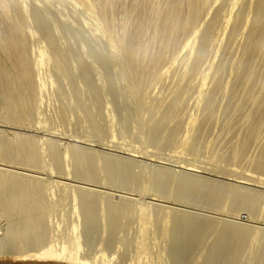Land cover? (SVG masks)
I'll use <instances>...</instances> for the list:
<instances>
[{
  "label": "bare ground",
  "instance_id": "obj_1",
  "mask_svg": "<svg viewBox=\"0 0 264 264\" xmlns=\"http://www.w3.org/2000/svg\"><path fill=\"white\" fill-rule=\"evenodd\" d=\"M60 1L72 7L70 14L74 12L79 22H74L73 13L69 19V9L67 16L60 2L56 5L65 13L60 16L66 18L62 22L40 0H0V215L6 217L0 228V257H9L10 264H249V259L264 264V226L258 225L264 222V0ZM63 21L72 24L65 28L80 48L63 47ZM88 37L95 43L87 42ZM98 39L103 46L96 49ZM97 63L105 69L112 64L117 71L106 69L120 78L123 87L118 94L128 106L125 115L130 112L134 131H140L137 147H132L134 142L129 145L130 140H124L128 135L121 131L120 139L131 148L115 147L128 156L81 146V137L71 139L76 135L71 137L70 130V141L64 142L52 137L54 127L50 132L47 128L45 107L52 95L45 92L54 83L56 87V81V90L68 96V104H61L65 112L79 110L75 117L83 126V120L91 124L95 134L103 130L99 120L109 124L113 104L104 98L107 94L105 99L113 100L107 99L109 89L101 98L94 70L102 73L104 66ZM97 78L101 80L100 74ZM90 96L99 100V107L104 102L111 107V113L107 104L104 110L108 118L97 117L105 105L97 110L99 104L96 108L94 101L92 107ZM188 108L192 112L187 117L183 113ZM65 112L57 113L61 120ZM108 126L112 130L113 125ZM212 126L217 131L209 138ZM37 129L52 136L40 135ZM113 133L114 129L110 142L118 137ZM161 143L175 145L159 154L156 146ZM169 162L182 170L163 164ZM45 170L132 189L139 197L69 187L51 173L43 180L38 174ZM199 170L228 180L196 174ZM148 194L155 197L150 196L152 200L173 199L218 216L144 201ZM67 198L74 201L69 203L74 204L72 221L70 214L63 218ZM65 203L63 214H56L65 222L61 217L54 221L56 207ZM242 211L249 223L238 220ZM219 214H230L234 220ZM121 216L138 220L134 236L117 237L119 228L127 230L128 222L122 226ZM98 225L102 236L97 235L100 241L94 237V243ZM254 243L260 245L255 251ZM245 253L249 259L242 261Z\"/></svg>",
  "mask_w": 264,
  "mask_h": 264
},
{
  "label": "rangeland",
  "instance_id": "obj_2",
  "mask_svg": "<svg viewBox=\"0 0 264 264\" xmlns=\"http://www.w3.org/2000/svg\"><path fill=\"white\" fill-rule=\"evenodd\" d=\"M41 2H43L42 3V5H44L45 3H46V5H48L47 7L49 8V10H50V12H52V11H54L55 12V14H54V12L52 13V16L55 18V19H57L58 20V17L60 18L61 17V19H60V21L59 22H62V18H63V16H60V15H63V14H65L64 13V10L65 9H67L65 12H66V14H67V16H68V9H69V19H70V15L72 14L73 16V20H74V22H76V21H78L79 22V20H78V17H77V15L74 13V12H72L71 14H70V11H72V7L70 8L69 6H70V4L68 5V7L69 8H67V4L68 3H66L65 1V5L62 3L63 1H58L57 2V0L56 1H54V0H40ZM60 2V3H59ZM56 3H59V4H63L62 6H63V8H64V6L66 7V8H64V10L62 11V9H61V12H60V8L62 7V6H59V4H58V6L56 5ZM55 8V9H53V8ZM51 9H53V10H51ZM71 9V10H70ZM57 11V12H56ZM63 13V14H62ZM56 15V17L54 16V15ZM59 14V15H58ZM77 18H76V17ZM75 18V19H74ZM64 19H66V18H63V20ZM72 19V18H71ZM70 21H72V20H70ZM64 22V21H63ZM65 25L64 26V28H61V26L62 25ZM67 24V25H66ZM69 25H72L71 23H67L66 21L64 22V23H60V28H61V31L59 32V35H61V38H62V40H61V38L59 39V40H61L63 43L65 42V46L63 45V47L64 48H66L67 50L69 49V47H70V45H72V46H75L76 44L78 45V43H74L75 41H77V40H73L72 39V33H69L67 30V28H69ZM79 26V28H81L80 30L82 31V25H81V27H80V25H78ZM63 27V26H62ZM65 27H67V28H65ZM84 28V27H83ZM83 31H84V33H86V30H84L83 29ZM63 32V33H62ZM68 32V33H67ZM68 35H67V34ZM63 34V35H62ZM69 34H71V38L68 40V36H69ZM82 34H83V32H82ZM67 36V37H66ZM75 38V37H74ZM86 41L87 42H90L91 44H93L92 42H94L95 43V41L94 40H92V39H89V37L88 38H86ZM66 42L68 43V44H66ZM60 43V42H59ZM96 43H97V47L95 46V48L96 49H99V48H101L102 46H103V40L102 39H98L97 41H96ZM102 43V44H101ZM75 44V45H74ZM90 44V47H93L94 45H91ZM67 45V46H66ZM77 45H76V47H77ZM101 46V47H100ZM75 47V48H76ZM78 47H79V45H78ZM80 48V47H79ZM94 48V47H93ZM86 49H88V48H86ZM75 61V60H74ZM110 63V62H109ZM100 64H98L97 63V66L98 67H100L101 69L103 68V66H99ZM102 65V64H101ZM106 66V65H105ZM105 66H104V72H102V73H100L101 71L99 70H97V71H95L94 70V78H95V81H96V83H97V85H98V88H99V91H101L100 93H101V98L102 97H104L105 95H104V92L103 91H107L108 89H109V93H111V97H114L113 95H115V96H119L120 94H118V89L120 88V87H123V84H122V82H121V80H120V78L119 77H116L115 78V76L114 75H116L115 73H114V71L117 73V71L116 70H114V68H113V66H112V64H111V66H109L111 69L113 68V70L110 72V71H108V73H107V71H106V69L108 68V66H107V68L105 69ZM95 67H96V65H95ZM99 68V69H100ZM51 69V68H50ZM98 69V68H97ZM49 73V72H48ZM98 73V74H97ZM106 75H105V74ZM114 73V74H113ZM100 74V76H101V80H99L100 79V77H98L97 78V75H99ZM101 74H103V76L101 75ZM108 74H109V76H108ZM118 74V73H117ZM48 77H49V75H47ZM104 76H106V77H104ZM117 76V75H116ZM104 77V78H103ZM103 78V79H102ZM119 78V79H118ZM97 79H98V81H99V83H98V81H97ZM105 79V80H104ZM103 80V82L105 81V83H101L100 81H102ZM57 83H56V87H55V83H54V85L53 84H51V83H48L49 85H53V87L51 86V88H49V90H48V88L46 87V90H48L49 92L47 93V92H45V94H47V96H49L50 98H51V95H52V98L49 100H47V99H45V100H47V103L49 104L48 106H50V108L48 109L47 107L48 106H46L47 105V103H45L46 105H44V106H46L45 108H46V110L47 111H45V116H46V118H47V121H48V129H49V132H50V130L52 131V128L54 127L55 129H53V132H51L52 133V135H50V133H48V132H43L42 130L43 129H37V130H39V132H38V134H40V135H42V134H44V136L46 135V136H52L53 138L54 137H56V139H62L64 142L65 141H70L69 139H70V136H69V133L70 132H73V133H71V137L73 136V135H76V136H74L73 138H71V139H75L76 137H78V136H80L81 138H80V142H78L77 144H79V145H81V146H84V147H86V146H88V147H91L92 149H95V150H97V151H102V152H106V151H108L109 153H111V154H118V155H120V156H128L127 154H125L124 152H121V151H123V149H121V151L119 150V147H117V146H119V145H123L122 147H124L125 146V142H123L124 140L126 141L127 140V138H128V141H129V145H131L133 142H134V144H132V147H137V146H140L141 145V140L139 139L140 137L137 135L138 133L140 134V131H138V133H136L135 131H136V129H135V126H136V123L134 122V118H132V116H131V114H130V112H129V114H126L125 115V112H124V110L125 109H127V104L125 103V99L124 100H122L121 98L123 97V96H119V98L121 99V101H122V103H123V101H124V104H122L121 102H120V104L118 105V104H116L115 105V100H119V98L117 97H115V99L113 98H107V99H109V101L110 100H113V103L111 102H108V100H106L105 98L107 97V94H106V96H105V98H104V100L105 101H107V103L108 104H113V110L115 111H112L108 106V104L107 103H102L104 100H102V99H100L102 102V104L103 105H105V106H103V108L104 109H101L102 111L101 112H103L105 109H106V104H107V108H109V109H106V110H108V112L109 113H111V111H112V113L114 114L113 116H112V118H111V120L113 121V123H110L111 121H110V118H108L107 117V115L109 114L108 112H105L104 111V113L106 114V115H103V113H101V112H98V114L97 115H99V116H97L98 118H101L102 119V117H106V118H108L109 119V124H110V126H112L113 128H112V130H110L109 129V126H108V128L107 129H109V132L108 131H106L107 129H106V127H107V125H109L108 124V120L107 119H102V120H99V122H101V121H103V122H101L100 124H102V126H103V130L102 131H99L97 134H95V133H93V131L91 130L92 128V126H91V124H89L87 121H85V120H83V124L85 125V126H83L82 125V123L80 122L82 119L80 118V117H78L79 115H80V113H79V110L77 111L76 109H74L73 110V108H70V109H72V111H70L69 112V110L68 111H66L65 112V110L63 109V107H64V105L65 104H68V103H66V102H68V101H65V103H64V100H66V98L68 97L66 94V96L64 97L63 95H62V93L61 92H59V89H57L58 90V93H57V90H56V88L58 87V81H56ZM111 82V83H110ZM47 84V85H48ZM48 85V86H49ZM66 85V87H65V91H67V89L69 88L68 87V85L66 84V83H63L62 84V87L63 86H65ZM120 85V86H119ZM55 87V88H54ZM112 88V89H111ZM86 89H88V88H86ZM91 90V89H90ZM90 90L88 89L87 91H88V93H91L90 92ZM87 91H85L84 90V93L85 92H87ZM91 91H93V89L91 90ZM51 93V95H49ZM59 94L60 96L58 97L57 96V94ZM92 93H94V91L92 92ZM103 93V94H102ZM105 93H107V92H105ZM108 93V94H109ZM115 93V94H114ZM90 95V94H89ZM89 95H87V93H85V98H87ZM96 96L95 94H91V96ZM47 96H45V98H47ZM89 97V99L92 101V103L90 104L92 107H96L97 108V106H96V104L98 105V108H97V110H100V108L102 107H99L100 106V103H99V100L98 101H95V100H97V98L96 97H93L94 99H92V97ZM62 97H63V99H62ZM109 97V96H108ZM124 98V97H123ZM61 99V100H60ZM88 100V98L86 99V101ZM48 101H50V102H48ZM61 101L63 102V103H61ZM96 103H95V102ZM120 101V100H119ZM119 101H116V103L117 102H119ZM88 103H90V101H87ZM50 103H51V105H50ZM95 103V105L93 106L92 104H94ZM61 104H64V105H62L61 106ZM123 105H125V106H123ZM110 106H112V105H110ZM122 106H123V109H122ZM60 107H62V109L60 108ZM118 107H119V109H118ZM124 107H125V109H124ZM51 109V110H50ZM129 109V108H128ZM49 110V111H48ZM62 110V111H61ZM110 110V111H109ZM188 110V112H186ZM184 113H183V115H185L186 113H188L187 114V117H188V115L190 114V112H192V110L190 109V111H189V108L187 109ZM59 111V112H58ZM74 111V112H73ZM77 111V113L76 114H74L75 112ZM130 111V110H129ZM55 112H56V114H55ZM60 112H61V114L63 113V112H65L66 114V118H65V120H64V118H63V120H61L60 119V115H57V113L58 114H60ZM68 112V113H67ZM128 112V111H127ZM126 112V113H127ZM70 113V114H69ZM100 113V114H99ZM54 114V116L55 117H57V118H55V117H52V115ZM71 115V116H69V115ZM79 114V115H78ZM101 114L103 115V116H101ZM48 115H51V118L50 117H48ZM75 115H78V116H76L75 117ZM74 116V117H73ZM68 117V118H67ZM71 117H73V118H71ZM78 117V118H77ZM187 117L185 116L184 118H185V120L187 119ZM48 118H50V120L48 119ZM52 118H53V122H52V125H51V120H52ZM54 118H55V121H54ZM76 118V119H75ZM183 118V119H184ZM68 119L70 120V121H68ZM80 121H79V120ZM77 121V122H76ZM133 122V123H132ZM103 123H105V125L103 124ZM81 124V125H80ZM112 124V125H111ZM54 125V126H53ZM135 125V126H134ZM51 126V127H50ZM56 126V127H55ZM82 126V127H81ZM88 126V127H87ZM88 129H87V128ZM133 127V128H132ZM215 127H217V126H212L211 127V131H210V129H209V134L207 135L208 137H209V135H212V136H214L215 134L214 133H216L215 131H217V130H215V131H213V129L215 128ZM3 128V127H2ZM46 128V129H47ZM59 128V129H58ZM56 129H58L59 131L62 129V131L61 132H63V134H61V132H57V130ZM65 129H68V130H66V131H68V134L67 133H65L64 134V132H66L65 131ZM90 129V130H89ZM113 129H114V133H113V136L114 135H116L115 136V138L118 136H121L122 134L124 135H128L127 137H125V139L124 138H122L123 137V135H122V137H117L118 139H120V138H122V139H124V140H121L120 139V141L116 138L115 140L116 141H113L114 142V145H113V142H110L109 140H114V139H111V138H113V137H110V136H112V135H110L112 132H113ZM134 129H135V131H134ZM7 130H9L10 131V128H7ZM69 130H70V132H69ZM123 130H125V131H123ZM138 130V129H137ZM121 131H123L122 132V134H121ZM181 131V132H180ZM180 133L179 134H181V133H183V130L182 129H180ZM43 132V133H42ZM55 132H57V133H55ZM127 134H126V133ZM212 132H214V133H212ZM42 133V134H41ZM54 133V134H53ZM59 133L61 134L60 136H57V135H59ZM76 133V134H75ZM212 133V134H211ZM56 134V135H55ZM80 134V135H79ZM94 134V135H93ZM214 134V135H213ZM55 135V136H54ZM62 135H64L63 137H62ZM68 135V136H67ZM83 135V136H82ZM87 137H86V136ZM211 136V137H212ZM59 137V138H58ZM89 137V138H88ZM206 137V136H205ZM204 137V138H205ZM208 137H206L205 139H208ZM211 137H209V138H211ZM65 138V139H64ZM85 138V139H84ZM86 138L88 139V140H86ZM155 138H157V139H160L161 138V134H157L156 135V137ZM82 140V141H81ZM85 140V141H84ZM117 140H118V142H120V144L117 142ZM61 141V140H60ZM62 141V142H63ZM128 141H126V142H128ZM102 142V143H101ZM108 142V143H107ZM132 142V143H131ZM105 143H107V145L109 144V147L105 144ZM115 147V145H117L115 148H117V149H115L111 144ZM135 143H137V144H135ZM139 143V144H138ZM106 146H105V145ZM127 145V144H126ZM129 145H127V146H125L126 148L129 146ZM173 145H175V144H173ZM172 144H165V143H161L160 145H158L157 144V146L156 147H158V148H156L159 152H157L156 151V149H155V151L157 152V153H159V154H165V152H169L170 151V149L171 148H173L172 146H173ZM153 145H151L150 147L153 149V147H152ZM103 147H105V148H103ZM149 147V148H150ZM171 147V148H170ZM128 148H131V146H129ZM113 149V150H112ZM104 150V151H103ZM111 150L112 151H115L114 153H112L111 152ZM154 150V149H153ZM205 150V149H204ZM204 150H202V151H204ZM126 152V151H125ZM122 153V154H121ZM204 154H205V152H203ZM201 154H202V152H201ZM137 159H139V161H142V162H147V163H155V164H157V162H155V161H152L151 162V160H149V159H146V158H144V157H138ZM143 159V160H142ZM146 160V161H145ZM163 164H166L165 166H168V167H171V168H175V169H179V170H182V168H180V167H175L174 166V163H172L171 164V162H169V164L168 163H163ZM162 164V165H163ZM221 164H226V162H223L222 163V161H221ZM70 165H72V164H70ZM72 168V166H70V168L69 169H71ZM136 170H137V168H136ZM43 172V173H42ZM40 171V173L38 174L40 177H42V178H44L43 180H45V179H47V178H50V176L49 175H51V174H53V175H51V177L54 179L55 178V180H63V182L64 181H66L65 183H69V187H72L73 185L72 184H74V186H76V187H74L73 186V188H78V187H80L79 185H83V186H85V187H87V188H91V189H94V190H100L102 193L105 191L107 194H113V196H115V194H116V196L118 195V196H120V195H123V196H127V197H133V198H136L137 197V195H138V197H139V194H137L138 192H136L135 190H132V189H128L129 191H130V193H129V191L127 190V189H125V188H122V187H119V186H112L111 187V185H106V183L104 184V183H100L101 185L102 184H104V185H100V184H94V183H88V181L86 182V181H84L83 182V180H81V179H77V178H72L71 176H73V175H71L70 174V176H69V179H68V176H66V178H65V175H62V174H60V175H58V172L56 173V172H54V173H51L50 171H47L46 172V170L45 171ZM45 172H46V174H45ZM49 172V173H48ZM51 173V174H50ZM196 174H200V175H204V176H209V177H211V178H218V180H225V181H227L228 179H226L225 177H224V175H215V174H211V173H207V171L206 172H204V171H201V170H199V171H197V172H195ZM47 174H48V177H47ZM42 175V176H41ZM58 175V176H57ZM59 176H61V177H59ZM213 176V177H212ZM46 177V178H45ZM61 180V181H62ZM230 181V180H229ZM71 183V184H70ZM97 185H100V186H97ZM78 186V187H77ZM110 186V187H109ZM253 186V185H252ZM258 188V187H257ZM58 189L59 188H55V191H58ZM125 190H127V191H125ZM109 191V192H108ZM132 191V192H131ZM135 191V192H134ZM115 192V193H114ZM123 192V193H122ZM57 194V193H56ZM166 195V194H165ZM57 196H59V193H58V195H56L55 197L57 198ZM148 196V197H147ZM150 196H152L151 194H148V195H146V197H144V201H152V202H154V204H156V203H159V204H162V205H168V206H174V207H178V208H181V209H190V210H194L195 212H199V213H204V214H213L214 216L216 215V216H218V213L217 212H215V214H214V212H211V211H207V208H204V207H201V206H193V205H191L192 206V208L191 207H188V206H186L185 204H183V203H178L177 201H175V200H173V199H165V198H163V201L161 200L160 201V199H162V198H159V200L158 199H155V200H152L151 198L153 197H151V198H149ZM155 196V195H154ZM54 197V198H55ZM55 198V199H56ZM153 198H155V197H153ZM156 198H158V197H156ZM58 199V198H57ZM164 199H165V201H164ZM68 200V201H67ZM67 200L65 201L64 200V202H68L67 204H68V206L69 207H66L67 205H66V203L65 204H61V206H60V204L58 205V207H56V208H59V211H57L56 213H54L55 215H53L52 214V218H54L53 220L54 221H57L58 220V222H60L59 220H61V218L63 217H59L58 215H57V217H59L58 219H57V217H56V214H63V212L64 211H62V210H60V209H66V211L68 212V214H67V212H65L66 213V215L64 214V216H66V217H63V218H65V219H67V217L69 216V214L72 216H70V217H68L69 219L68 220H70V221H72L71 219H74L75 218V215L72 213V211H73V209H72V206L74 205H70L72 202H70V201H73L71 198H67ZM169 201V202H168ZM74 202V201H73ZM156 202V203H155ZM70 203V204H69ZM225 203V205H227L228 203H229V201H225L224 202ZM64 205H66L65 207L66 208H64V207H62V206H64ZM62 207V208H60V207ZM70 207H71V210H70ZM68 208H69V210L70 211H68ZM70 212V213H69ZM73 214V215H72ZM241 215V216H240ZM247 215V213L246 212H244L243 213V211L241 212V213H239V217H237V218H239L238 220H240L241 222H244V223H249L250 222V218L249 217H247L246 216ZM1 217H0V228H3L4 227V225H5V219H6V217L5 216H2V215H0ZM55 216V217H54ZM219 216H223L224 218H227V219H230V220H234L233 219V217H231V215L230 214H224V215H222V214H219ZM245 217V218H244ZM62 218V219H63ZM78 218V217H77ZM120 218H122L123 220H121L120 219V221L123 223L122 224V226H126V224L124 225V223H127L128 222V224H127V230L126 229H123L124 227H122V228H119V230H118V233H117V237L118 238H121V237H129L130 238V235L132 234V233H134V232H132V230L133 229H138V225H139V222H138V220L134 217V216H130V219L129 220H127V218H125L124 216L122 217H120ZM249 218V219H248ZM125 219V220H124ZM76 220V219H75ZM78 220V219H77ZM83 220V219H82ZM131 220H133V222H131L130 223V225H129V221H131ZM63 221L65 222V220L63 219ZM137 221V222H136ZM260 221V220H259ZM55 223V222H54ZM256 224H258V223H256ZM262 224L263 225H261V223H259L258 225H260V226H264V222L262 221ZM81 225H82V223H81ZM80 225V227H82ZM3 226V227H2ZM98 227H99V225H98ZM98 227H96V230H94V232H96V233H94V235H93V239L95 240V242L94 243H96L97 241H100L99 240V236H97L98 234L100 235V239H101V236H102V227L100 228H98ZM98 228V229H97ZM82 230V229H81ZM98 230V231H97ZM123 230H125L127 233H125ZM120 231V232H119ZM131 231V232H130ZM137 231V230H136ZM99 232V233H98ZM130 232V233H129ZM136 233V232H135ZM120 234V235H119ZM135 235V234H134ZM133 234H132V236H134ZM97 239V241H96V239ZM93 240V241H94ZM260 247V245L258 244V243H254L252 246H251V250H256V249H258ZM247 256H248V254L247 253H245V255L243 256V258H242V261L243 260H247V259H249V258H247ZM2 261V262H1ZM7 261V262H6ZM11 259L9 258V257H0V264H10L11 262ZM244 261V262H245ZM31 264L30 262H22V261H19V262H17V263H12V264ZM255 263V261L254 260H251V259H249V264H254ZM243 264H245V263H243Z\"/></svg>",
  "mask_w": 264,
  "mask_h": 264
}]
</instances>
